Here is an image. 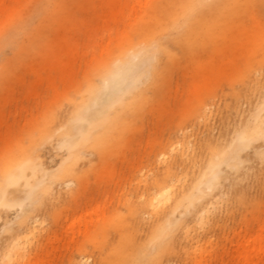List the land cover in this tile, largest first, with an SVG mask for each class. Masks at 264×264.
Here are the masks:
<instances>
[{
	"label": "rangeland",
	"instance_id": "obj_1",
	"mask_svg": "<svg viewBox=\"0 0 264 264\" xmlns=\"http://www.w3.org/2000/svg\"><path fill=\"white\" fill-rule=\"evenodd\" d=\"M152 1L154 0H0V174L5 154L17 151L23 144L31 146L33 136L42 134L45 131L43 127L48 124L51 131L56 129L55 138L51 142L45 139V146L39 152L52 170L58 166L67 151H63L66 150L63 147H60L61 150L58 148L57 139L61 137L62 131L57 133V127L61 124H67L68 128L71 126V115L77 112L76 106L81 102L87 86V72H94V63L101 55L114 49L118 41L128 35L134 39L138 37L133 25L143 22V26V15H153L154 12L146 4ZM257 8L255 21H246L252 32L260 30L258 22H264V11ZM166 11L159 8V13L163 16ZM171 32L169 39H173L178 31L172 28ZM246 58L231 48L211 59L209 64L188 61L182 56L170 79L157 89L152 98L154 101L150 99L147 102L143 113L140 114L139 109L131 110L130 118L135 121V127L131 131L126 129L122 137L114 139L108 145L106 155L100 152L96 155L99 168L94 167V161L90 160L92 156H83L82 160L85 162L81 177L69 174L63 177L65 183H55L58 191L55 189L56 193L50 200L46 198L52 203L43 204L41 211H38L45 215L47 213L48 222L51 220L56 226V235L60 238L52 237L44 247L45 251L39 261L49 260L52 264L67 261L72 264L74 256L86 251L79 249L82 244L95 248L88 235L97 236L103 250L107 251L112 240H115V233L104 236L100 232L96 235L94 230L96 224L104 219L103 210L108 214L112 227H116L122 219L128 222L130 216L127 208L123 202L118 204V199L131 192L136 183L134 175L141 174L142 167L144 172H148L156 164L163 167L167 160L160 157V153L167 150L171 140L182 135L181 129L192 124L187 113L194 111L200 104L199 97H205L206 103L212 105L211 123L207 127L201 124L193 131L184 132L187 137L192 134V141L194 140V149L189 151L190 156L195 157L194 162L190 161L185 165L189 171V182L193 176L200 175L212 158L208 146L230 140L235 131L234 124L239 122L237 111L242 107L239 104L240 90H247L258 97L260 78L257 76L258 82H255L254 74L249 71L242 73L246 68ZM189 67L197 71L193 73ZM206 136L211 141H207ZM258 157V150L252 148L239 166L225 167L228 176L225 188L229 199L224 198L218 204L217 213L225 216L226 205L237 210L236 218L226 222L227 231L235 225L243 224L245 217L250 218L256 214L260 216V223L255 224L252 231L264 224V186L254 191L246 188L236 191L237 186L230 183V179L238 174L245 180L261 176L264 171ZM157 158L158 161H154ZM255 158L256 161H253ZM179 163L180 161L177 164ZM244 164L248 166L245 167ZM70 179L75 183L67 185ZM81 182L87 185L83 193L79 190ZM19 190L13 194L23 192L22 188ZM56 194L60 195L58 200ZM240 196H246L247 200L243 201ZM110 197L112 205L104 207V200ZM8 211L0 209V216L3 218L0 219L1 227L9 223L5 224L7 220L15 219L17 208L13 207ZM67 216L69 221L65 220ZM73 219L81 220H77L75 224L79 231L74 233V240L71 235L63 232ZM85 220L87 229L84 226ZM142 221L141 226L132 228L128 233L138 240L146 237L151 243L150 238L154 234L151 228L153 219L146 216ZM42 228L44 227L40 228L36 237L44 232ZM1 230L0 246L10 236L8 231L3 235L5 230ZM19 231L21 237L24 232ZM260 238L262 241L264 233H261ZM204 239L205 236L202 243ZM73 242L75 245L71 244ZM173 256L174 254L169 257L174 259ZM258 264H264V261Z\"/></svg>",
	"mask_w": 264,
	"mask_h": 264
},
{
	"label": "bare ground",
	"instance_id": "obj_2",
	"mask_svg": "<svg viewBox=\"0 0 264 264\" xmlns=\"http://www.w3.org/2000/svg\"><path fill=\"white\" fill-rule=\"evenodd\" d=\"M146 4L154 13L143 15L145 17L143 26H141L143 22L133 25L138 37L134 39L128 35L118 41L114 49L100 56L94 63V72H87V86L82 94L81 102L76 106L77 112L71 115V126L68 128L67 124H61L57 127V133L62 131L61 137L57 139L58 148L63 147L66 149L63 151H67V154L58 162V166L52 170L39 152V149L45 146L43 145L45 139L51 142L55 138L56 129L51 131L50 124L43 127L45 131L42 133L43 130H41L42 134L38 137L33 136L31 146H23V144L22 148L18 149L22 156L28 155L33 159V167L26 173L25 180L21 183H27L42 194L39 203L31 209L27 207L21 209L16 207L15 203L8 208L10 211L11 208L16 207L17 211L15 219L4 221L5 224L9 222L8 225L0 226V230L2 228L5 230L3 235L7 231L10 235L1 242L0 252L3 253L0 254V264H10V253L11 260L19 259L20 264H52L49 260L40 262L39 258L42 257L44 247L52 237L56 236L57 239L60 237L56 235V226L51 220L48 222L47 213L46 215L41 213L40 207L43 204L52 203L48 200L53 198L54 192L58 191L55 183H62L64 176L75 174L81 177L83 175L82 167L85 162L82 160L83 156H92L90 160L94 161V167L99 168L95 159L96 155H99V152L106 155L108 145L114 139L122 137L126 129L131 131L135 127V121L130 118L131 110L139 109V113H143L145 105L154 98L157 89L170 79L176 68L175 65L182 56H185L188 61L209 64L211 59L231 48L235 53L247 57L244 63L246 68L242 73L246 74L249 71L250 74H254L255 82H258L253 69L258 70L261 62L264 61V22H258L260 30L252 32L246 21L247 19L255 21L257 7L264 11V0H172L171 2L154 0ZM161 7L167 10L164 16L159 13ZM172 28L178 32L175 37H172L173 39H169ZM153 44L157 46L159 54L157 79L151 85V95L143 89L136 90L130 85L119 88L110 86L107 90L103 89V81L114 71L115 61H124L131 50ZM189 69L193 73L197 71L193 67ZM199 102L194 111L187 113V117L193 121L192 124L181 129L182 135L171 140L167 150L160 153V157L163 156L167 160L163 167L156 164L148 172L146 171L147 173L142 167V173L134 175L135 189L139 191L136 200H132L128 192L118 199L117 203L123 202L127 208L130 216L128 222L122 219L116 227H112L108 214H105L103 210L104 219L100 222L101 224H96L97 226L94 227L95 233L98 235L103 232L104 236L115 233V240H112L108 250L104 251L98 237L88 235L95 249L100 250L101 264H258L264 261V238L262 241L260 238L261 233H264V224H261L258 230L252 231L255 224L260 223V216L256 214L250 218L245 217L243 224L235 225L227 231L226 222L236 218L237 210L232 209L233 206L226 205V213L230 211L225 213V216L217 213L218 204L224 198L229 199L225 188V180L228 179L226 166L221 175L214 181L211 180L208 173L211 158L203 168V172L193 176L189 182V171L185 165L195 159L189 153L194 149V140L192 141V134L187 137L184 132L193 131L201 124L207 127L211 123L212 105L206 103L205 97H199ZM205 139L211 141L210 137L206 136ZM252 148H256L260 154L264 151V144L256 140ZM248 152L249 150L243 152L234 161L233 166H239ZM158 159L154 161L157 162ZM258 160L264 171V162L260 160V155ZM179 161L180 163L177 164ZM2 164L0 181L7 171V166L4 162ZM73 182L75 183L73 179H70L67 185ZM230 183L237 186L236 191L241 188L254 191L264 186V172L261 176H253L248 180L238 174L230 179ZM86 189L87 185L81 182L80 192L83 193ZM17 190L19 189L12 187L8 191L14 195L13 193ZM72 195L75 196V194ZM55 197L58 200L60 195L56 194ZM140 197L144 198L143 201ZM240 197L243 201L247 200L246 196ZM112 201V197L105 199L104 207L112 205ZM0 209L8 211L2 207ZM35 210L37 212H34ZM146 216L153 219L151 228L154 234L150 238L151 243L146 237L138 240L128 233L132 228L141 226ZM173 216L180 220L182 227L165 239H158L160 226L168 217ZM0 219L3 220L1 216ZM65 220L69 221L70 218L67 216ZM77 220L81 221L80 219L71 220L70 226L63 231L65 235H71L73 240L74 233L79 231L75 225ZM56 224L58 225L59 221ZM84 226L87 229L86 220ZM41 227H44L41 229L44 232L36 237ZM4 230L1 231L4 232ZM19 230L24 232H22L23 237L22 233L20 237ZM73 243L71 244L75 245L76 242ZM83 246L84 244L79 247L82 251L85 250ZM25 249H27V255L23 254ZM173 254L174 259L169 257Z\"/></svg>",
	"mask_w": 264,
	"mask_h": 264
},
{
	"label": "snow or ice",
	"instance_id": "obj_3",
	"mask_svg": "<svg viewBox=\"0 0 264 264\" xmlns=\"http://www.w3.org/2000/svg\"><path fill=\"white\" fill-rule=\"evenodd\" d=\"M158 54L159 51L155 44L131 50L124 61L114 62V71L104 79L103 89L107 90L110 86L119 88L130 85L136 90L143 89L148 95H151V85L157 79ZM253 73L260 78L261 87L258 97L247 90H240L239 104L242 107L237 111L239 123L235 126V131L231 134L230 140L208 146V151L212 157L208 173H210V179L213 181L221 175L224 166L232 167L234 161L243 152L250 150L256 140L264 144V61L261 62L258 70L253 69ZM259 155L260 160L264 162V151H261ZM4 164L7 166V171L0 181V207L8 209L13 203L21 209L26 207L31 209L36 206L42 193L37 192L27 183H21L25 180L26 173L33 167L32 157L22 156L17 150L5 154ZM12 187L17 189L23 187L24 190L16 195H11L8 190ZM127 194L132 200H136L139 191L133 186L131 192ZM143 199L140 197L141 201ZM181 227L180 220L174 216L168 217L165 223L160 226L157 238L165 239ZM83 247L86 251L74 256L72 264H101L99 249H95L89 244H85ZM23 254L27 255V249L23 251ZM11 255L10 253V264H20L19 259L11 260ZM63 264H68V262L64 261Z\"/></svg>",
	"mask_w": 264,
	"mask_h": 264
}]
</instances>
